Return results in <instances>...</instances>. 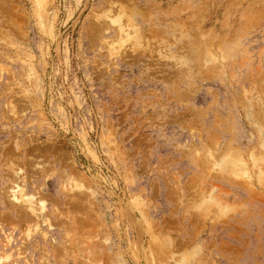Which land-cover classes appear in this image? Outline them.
<instances>
[{
	"label": "rangeland",
	"instance_id": "374dc122",
	"mask_svg": "<svg viewBox=\"0 0 264 264\" xmlns=\"http://www.w3.org/2000/svg\"><path fill=\"white\" fill-rule=\"evenodd\" d=\"M0 259L264 264V0H0Z\"/></svg>",
	"mask_w": 264,
	"mask_h": 264
},
{
	"label": "bare ground",
	"instance_id": "6f19581e",
	"mask_svg": "<svg viewBox=\"0 0 264 264\" xmlns=\"http://www.w3.org/2000/svg\"><path fill=\"white\" fill-rule=\"evenodd\" d=\"M30 201V200H29ZM29 201H28V204L30 205V203H29ZM41 206V205H40ZM31 207V206H30ZM40 210H41V208H39ZM38 210V209H37ZM32 212L34 211V208L31 210ZM39 211V210H38ZM38 213V212H37ZM39 214V213H38ZM36 216V215H35ZM26 218V217H25ZM37 218V217H36ZM39 220V219H38ZM139 219H137V221H138ZM140 221V220H139ZM37 222V220L35 221V223ZM139 224V223H138ZM28 235V234H27ZM140 244V243H139ZM141 245V244H140ZM0 262H1V259H0ZM144 263V262H143Z\"/></svg>",
	"mask_w": 264,
	"mask_h": 264
}]
</instances>
